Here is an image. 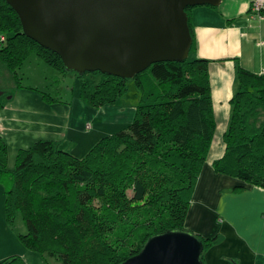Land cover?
<instances>
[{"label":"trees","instance_id":"16d2710c","mask_svg":"<svg viewBox=\"0 0 264 264\" xmlns=\"http://www.w3.org/2000/svg\"><path fill=\"white\" fill-rule=\"evenodd\" d=\"M190 35L186 60L154 64L131 79L137 97L132 122L102 137L84 157L40 140L18 150L9 170L0 137L5 220L12 228L21 219L26 232L18 239L26 249L62 264H120L154 235L190 231L185 219L216 128L207 61L193 57L191 29ZM0 37V62L18 86L16 71L32 53L68 73L56 54L23 35L5 0H0ZM72 74L81 81L79 98L90 107L113 105L127 93L128 80L100 72ZM237 82L224 153L213 170L242 183L233 192L243 191L244 184L264 189V72L239 68ZM94 201L102 207L94 208ZM190 232L202 244L205 264L204 253L222 237ZM0 264L26 262L14 255Z\"/></svg>","mask_w":264,"mask_h":264},{"label":"crops","instance_id":"0c3cea01","mask_svg":"<svg viewBox=\"0 0 264 264\" xmlns=\"http://www.w3.org/2000/svg\"><path fill=\"white\" fill-rule=\"evenodd\" d=\"M252 1L222 0L218 7L196 6L188 11L196 48L193 57L207 61L216 123L184 223L186 229L203 237H222L219 244L204 253L205 264H264V189L244 184L243 191L233 192L242 183L213 170V163L224 153L223 135L231 113L229 101L238 86L237 70L258 75L264 72V13L261 19L252 18ZM132 84L135 90L133 81ZM126 96L113 105L93 108L76 94L69 103L55 101V107H48L52 109L46 113L22 117L21 129L16 126L18 118L14 113H0V137L6 146L11 142L17 152L37 141L49 140L61 150L82 158L102 137L117 133L132 122L137 97ZM12 99L13 96L8 101ZM2 107L5 103L0 102ZM48 113L59 117L47 122ZM11 128L13 139L5 134ZM4 210L5 192L0 191V260L12 253L25 257L19 234L15 236L6 223Z\"/></svg>","mask_w":264,"mask_h":264},{"label":"water","instance_id":"95a60500","mask_svg":"<svg viewBox=\"0 0 264 264\" xmlns=\"http://www.w3.org/2000/svg\"><path fill=\"white\" fill-rule=\"evenodd\" d=\"M221 1L5 0L23 35L56 54L66 72L125 80L157 63L186 60L192 39L185 10ZM201 251L195 234L169 231L120 264H204Z\"/></svg>","mask_w":264,"mask_h":264},{"label":"rangeland","instance_id":"374dc122","mask_svg":"<svg viewBox=\"0 0 264 264\" xmlns=\"http://www.w3.org/2000/svg\"><path fill=\"white\" fill-rule=\"evenodd\" d=\"M32 50L34 49L32 48ZM58 66V64H55L53 69L49 67L43 59L37 56V54L32 53L22 62L21 66L16 71L17 77L19 78L18 82L20 87H18V83L14 80L13 73L0 62V102L5 103V107H2L3 109L0 108V113H14V117L18 118L15 120L16 126L21 129L20 121L22 117L26 118V115L31 117L32 113H46L47 109H52L48 107H55L56 102L54 101L56 100L69 103L71 97L78 94L81 81L72 73L68 72L64 74ZM132 81L133 80L130 79L126 84L128 88L126 98L129 99H132L131 97L135 94ZM12 96L13 99L8 101ZM52 114L53 113H48L47 122H51L52 117L58 116ZM33 120L34 118L32 117V121ZM12 125V127H14V123H12ZM5 134L12 139L14 137L12 128L11 131H5ZM25 146H28V144ZM111 147L114 148V146ZM16 149H14L10 142L7 148V169L9 170L14 168L17 154ZM119 149L122 150V147ZM0 188H3L2 185ZM0 191L3 192L4 190ZM93 207L98 209L102 207V204L100 205L98 201H94ZM22 227H24V225L18 217L12 227L14 235L16 234L15 236L26 232L25 227L24 231ZM22 247L25 250V257L18 253H12V256L16 255L22 257L27 264H62L51 257L44 260L39 253L28 250L23 245Z\"/></svg>","mask_w":264,"mask_h":264},{"label":"built area","instance_id":"2783aa9c","mask_svg":"<svg viewBox=\"0 0 264 264\" xmlns=\"http://www.w3.org/2000/svg\"><path fill=\"white\" fill-rule=\"evenodd\" d=\"M249 12L252 18L261 19L262 13H264V0H253L250 3ZM3 40V37H0V42Z\"/></svg>","mask_w":264,"mask_h":264}]
</instances>
